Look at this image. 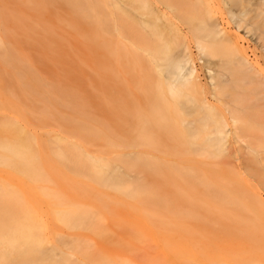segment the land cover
Masks as SVG:
<instances>
[{
    "label": "rangeland",
    "instance_id": "1",
    "mask_svg": "<svg viewBox=\"0 0 264 264\" xmlns=\"http://www.w3.org/2000/svg\"><path fill=\"white\" fill-rule=\"evenodd\" d=\"M143 1L0 0V224L15 229L32 215L44 252L67 264H205L193 244L215 237L261 264L264 0H194L236 55L205 46L170 10L178 41L163 0ZM150 44H169L191 80L168 82L172 59ZM12 124L29 135L36 179L24 171L28 155L3 145L21 142ZM205 125L215 141L224 127V150L193 138ZM23 242L0 237V264H26Z\"/></svg>",
    "mask_w": 264,
    "mask_h": 264
},
{
    "label": "bare ground",
    "instance_id": "2",
    "mask_svg": "<svg viewBox=\"0 0 264 264\" xmlns=\"http://www.w3.org/2000/svg\"><path fill=\"white\" fill-rule=\"evenodd\" d=\"M143 1V0H142ZM143 1V9H148L149 6ZM162 5L166 7L165 10L162 11L163 16L169 21V24L171 26V30L173 33H175L176 35H178L179 37H175L179 39L183 38V28L181 26H184L187 28V32L191 33L192 36H201L200 34L203 33V36H205L209 41L207 43H205V46H209V44L213 45V47H215L216 49L228 45V47H226L230 54L232 55H236L237 51L235 50V48H233L231 45H229L227 43V41L219 36V31L217 30V22L212 21V13H211V8H205L203 7V2L199 1V3H196L194 0H186V1H174V0H163L162 1ZM175 7V9H171ZM151 8V7H150ZM173 10V14L179 18L180 22H181V26L179 24H177L171 17L169 11ZM146 12L149 13V15H151L152 17V21L153 23H157L158 25V20H161V16L159 13H156L154 11V9H150L145 10ZM157 20V21H156ZM156 21V22H155ZM160 24V22H159ZM154 25V26H157ZM161 26V24H160ZM159 26V27H160ZM237 26L239 28L242 27V20H237ZM158 27V26H157ZM161 30V27L159 28ZM158 29L159 33L163 32L164 30L162 29L161 31ZM156 31L155 28L152 29V32ZM157 32V31H156ZM155 32V33H156ZM158 33V32H157ZM156 33V34H157ZM160 33V34H161ZM163 34L166 35L165 32H163ZM163 34H161L163 36ZM264 29L263 32H261V34L259 35V39L261 40L262 46L264 47ZM158 36V35H157ZM140 37L142 39V41L145 43L146 42V36L144 34H142L140 32ZM164 37H167L164 36ZM164 39V38H163ZM161 38V41L163 40ZM168 40V38H165ZM180 39V40H181ZM166 40V41H167ZM176 41L177 45H179L181 42ZM165 42V40H164ZM163 43V42H162ZM168 43H170V41H168ZM175 43V42H174ZM166 44V43H165ZM162 45V44H161ZM169 45V44H167ZM167 45H163V47H161V49H157V45L155 44H150L151 49L156 53L157 56L161 57L162 59H169L171 58L172 52L169 48L170 46ZM174 45V44H173ZM176 45V46H177ZM160 46V44H159ZM173 48V47H172ZM218 51V50H217ZM209 53H213L212 51H210ZM172 59V58H171ZM184 59V57H183ZM242 63L245 65H248L247 61L244 59H241ZM188 63V61L186 60V64ZM250 66V64H249ZM182 70V65H181V60H177V59H172V64L169 67V76H167V80L169 81H174L176 79L181 80L183 79L184 81H190V76H186V77H179L180 75V71ZM195 71L194 67L190 68L189 71V75L192 74ZM222 78L225 82L230 81L231 79L229 78V76H225L222 75ZM261 81V80H260ZM260 89L263 88V82H261ZM184 97L183 95L179 94L178 97ZM12 128L15 131V133L19 136V138L21 139V142L19 143H4L3 145L11 150H14L20 154H26L29 157V162L25 165L24 171L29 173L33 178H38V176L40 175L38 171H36V166L37 164H35L34 160H33V154H34V148L32 147V144L30 143V140L28 139V134L27 131L20 125V124H12ZM204 128L206 129L205 133H201L199 128H196L194 131L196 132V134H192V136H194L193 138H197V137H202V138H206L210 141L211 144L215 145L216 148L224 150L225 148V140H226V136H227V131L224 130V127L220 128L219 133L222 134L224 133L220 138H215L216 141L211 137V131L208 129V126L205 125ZM202 129V128H201ZM94 165L96 163H93ZM98 180L99 182L102 181L104 178H106V173L104 172V170L102 168H100L99 172H98ZM248 203V202H247ZM246 207V204H245ZM246 209H249L248 206ZM62 219L65 220V222H69L72 221V217L69 216V214L63 215L61 217ZM249 222V220H248ZM225 223V222H224ZM222 223L224 226L225 224ZM237 223V229L238 226L243 228H239L240 230L244 229L246 230V232L248 231L249 233V223H247V221L242 222V221H236L235 224ZM15 229H10L7 226H4L3 224H0V237L7 235L10 239L12 240H18V239H22L24 242V249L23 252L27 258V263L26 264H67L65 262H63L62 260L59 259H55L52 258V255L50 253L44 252V249L42 247V242L38 239V234H39V230L42 227V224L35 220L34 217L30 214L26 215L25 219L22 222H15ZM244 224V226H243ZM228 225V224H226ZM233 227H230V229ZM219 229H222L221 226L219 227ZM219 229L217 230V232L221 233V230L219 231ZM229 229V230H230ZM241 230V231H242ZM223 231V230H222ZM244 231V230H243ZM242 231V232H243ZM232 232V231H229ZM240 232V231H239ZM241 232V233H242ZM245 232V234L247 235V233ZM217 233V235L219 234ZM248 236V235H247ZM214 240H219L218 238H213ZM206 240V239H205ZM202 240V243L205 241ZM211 240H209V242L211 241L212 243L209 244L208 240V244L206 243V241L204 242V244H193L194 247L197 248V250H199L200 256L205 260V264H251L250 259H249V248L244 246V245H240L239 246V255L237 254L238 257L235 256H230V254L228 252H226L224 249H222V247L218 246L215 242L214 243ZM216 240V241H217ZM220 244V243H219ZM174 252H176L177 254H182V250L176 246L174 248ZM6 251H9V254H12L13 251L17 250V246L15 244L12 243L10 248L4 249ZM5 251V252H6ZM185 251V249H184ZM242 253V254H241ZM241 255L242 258H240L239 256ZM6 253L2 252V250H0V259L5 257ZM29 259V260H28ZM263 261H261V264Z\"/></svg>",
    "mask_w": 264,
    "mask_h": 264
}]
</instances>
